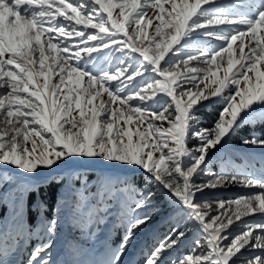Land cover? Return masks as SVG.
<instances>
[{"label":"snow or ice","instance_id":"snow-or-ice-1","mask_svg":"<svg viewBox=\"0 0 264 264\" xmlns=\"http://www.w3.org/2000/svg\"><path fill=\"white\" fill-rule=\"evenodd\" d=\"M101 58L108 68H97ZM206 104L222 106L211 128L202 126ZM256 118L264 123V0H0V166L38 176L88 158L142 170L186 219L145 264H162L192 229L199 232L195 247L172 264H264V169L257 175L226 161L215 173L208 164ZM241 143L264 149V137L254 134ZM231 185L258 191L198 198ZM81 187L76 211L85 227L103 223L106 202L117 200L126 232L104 264H122L153 219L144 212L151 187L141 191L134 176L102 191L86 180ZM57 224L50 221L28 264H53Z\"/></svg>","mask_w":264,"mask_h":264},{"label":"rangeland","instance_id":"rangeland-1","mask_svg":"<svg viewBox=\"0 0 264 264\" xmlns=\"http://www.w3.org/2000/svg\"><path fill=\"white\" fill-rule=\"evenodd\" d=\"M224 2H230V0H224ZM148 15H152L151 10H149ZM148 31L150 32L151 29H148ZM145 43L147 42L145 41ZM201 43L215 46L218 42L204 38ZM101 51L107 54L111 49H102ZM184 51L197 54L195 49H185ZM92 55L96 56L97 54L93 53ZM119 56L120 53L116 52L110 57L112 64L118 62L117 57ZM99 67L108 68L109 64L101 58L97 61V68ZM83 86L86 87L87 85L84 84ZM257 119L259 118L254 119L252 122ZM241 140L239 143H235L230 139L219 152H214L208 161L212 172L219 173L225 167V162L228 161L232 165L248 164L250 170L255 171L257 175L260 174V171L264 169V149L244 146ZM196 143L194 141L193 147L196 146ZM19 171L21 170L16 169L14 166H0V181H3L0 182V264H28L31 253L38 245L47 240V230L52 219L58 221L54 246L51 249L53 264H104L119 248L126 228L118 219L120 208L117 200L106 202L108 211L107 213H101L104 216L103 223L85 227L86 217H81L76 211L77 194L83 191L81 187V181L83 180H86L91 191L97 192L98 190L102 191L103 185L107 182L114 183L118 180L117 178H115V181L110 180L111 175L114 177L123 172L128 176L134 175L133 172L125 167L112 165L102 160L93 161L88 158L73 160L70 164L62 165L54 171H41L40 175H31V178L16 174ZM105 171L111 174L108 177L105 176V178L102 175L99 177L97 175L95 178L93 175L96 172L100 174ZM137 172L144 179V184H137L139 189L141 191L146 187L152 189L153 196L150 205L144 209V212L153 215V219L146 227L141 228L136 233L122 257V264H145L147 257L158 244L172 235V227L179 226L183 230L186 224V219L182 218V213L171 202L166 192L159 189L155 184H146L142 170H137L135 174ZM58 174L69 177L78 183H71L68 187L64 182L57 196L58 198L54 202L52 214L27 223L23 216L25 214L23 191L27 188V179H45L48 176ZM77 176L80 177V180L76 179ZM4 177L9 179L4 181ZM204 182V177L196 179L197 184ZM65 188L66 193L68 190V194H65ZM255 191L258 190L231 185L223 189H206L204 193H198L197 195L200 199L227 201ZM92 203L95 204L96 200H93ZM35 204L31 207H34ZM97 206L103 209L105 204L100 203ZM213 207H215V204H213ZM245 219L251 220L252 218ZM255 219L259 220L260 217L257 216ZM187 227L192 229L191 223H187ZM242 227L240 225L236 228L234 234H237ZM198 238V230L192 229L186 239L164 254L162 264H172L173 261L191 253ZM252 254L245 253V255Z\"/></svg>","mask_w":264,"mask_h":264},{"label":"trees","instance_id":"trees-1","mask_svg":"<svg viewBox=\"0 0 264 264\" xmlns=\"http://www.w3.org/2000/svg\"><path fill=\"white\" fill-rule=\"evenodd\" d=\"M222 110V106L220 104H206V107L202 109L201 112V118H202V126L205 128H209L214 125L215 121L218 119L219 113ZM250 134H254L258 137H264V123H261L259 119L255 120L254 122H250L249 124L242 125L241 128L237 131V133L232 137L231 141L235 143H239L240 139L249 136ZM194 146V141L189 145V147ZM90 173V172H88ZM111 173H108L107 171L101 172L98 174L96 172L93 174L96 178V176H105L108 177V175ZM135 177V181L137 184H141L144 182V179H142V176L140 173H134V175H125L121 174L118 177L117 176H110L112 177L110 180L115 181V178H132ZM65 177L62 175H52L48 176V178L42 179V180H28L26 183V190L23 191V198L25 200V214L24 220L27 223L32 222L33 220L37 218H45L52 214L53 212V205L54 202L57 200V196L61 191V187L63 183H66V186L69 187V184H77L78 182L74 180H70L66 182ZM144 184V183H143ZM65 187V186H64ZM34 189H38L37 191H34ZM65 194H68V190L66 193L65 188ZM31 203V204H30ZM36 203V204H35ZM33 204H35L34 207H31Z\"/></svg>","mask_w":264,"mask_h":264}]
</instances>
